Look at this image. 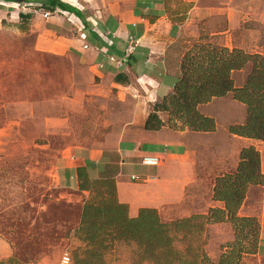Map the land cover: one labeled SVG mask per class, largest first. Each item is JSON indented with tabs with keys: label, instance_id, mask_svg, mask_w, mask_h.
Returning <instances> with one entry per match:
<instances>
[{
	"label": "crops",
	"instance_id": "0c3cea01",
	"mask_svg": "<svg viewBox=\"0 0 264 264\" xmlns=\"http://www.w3.org/2000/svg\"><path fill=\"white\" fill-rule=\"evenodd\" d=\"M61 1L70 9L0 0V54L8 55L0 57V139L46 148L58 136L63 146L45 153L52 183L70 202L82 207L89 195L79 188L83 167L90 183L114 177L130 217L153 208L168 223L224 209L212 198L214 184L236 170L243 147L257 148L264 175V142L229 131L246 120V106L232 93L198 105L214 120L213 131L144 126L152 105L178 80L180 40L210 39L264 57V0H116L123 2L93 10L83 3L92 0ZM109 56L128 61L119 66ZM251 69L250 61L232 71L235 87ZM158 115L166 121L165 112ZM144 156L160 161L144 165ZM238 215L259 223L257 250L242 264H264V183L248 187ZM206 229L203 249L216 261L234 240L232 226L217 222ZM11 258H18L16 246L0 235V264ZM42 258L32 264H44Z\"/></svg>",
	"mask_w": 264,
	"mask_h": 264
},
{
	"label": "trees",
	"instance_id": "16d2710c",
	"mask_svg": "<svg viewBox=\"0 0 264 264\" xmlns=\"http://www.w3.org/2000/svg\"><path fill=\"white\" fill-rule=\"evenodd\" d=\"M35 2H40L42 7L52 12L58 6L70 9L61 0ZM250 61L252 69L245 84L235 87L232 71L242 69ZM228 93H232L235 100L246 106L245 122L230 126L229 131L264 142V57L198 41L183 54L179 63L178 80L172 93L152 105L144 124L145 129L158 130L168 124L174 129L187 127L193 131H213L214 120L202 115L197 107L200 103H207L214 97H222ZM159 112L167 113L169 118L163 121ZM176 121L180 122L179 126L174 123ZM77 172L80 190L89 191V195L84 199L75 235L88 247L83 257H72V264H104L105 251L116 241L137 243L138 254L142 258L158 259V264H194L180 259V253L173 249L175 235L171 232L181 229V223L190 222V217L163 223L157 210L153 208H141L136 217H130L127 204L120 203L117 199L113 176H102L90 183L85 168L80 167ZM263 183L260 152L254 146L241 149L239 162L233 173L216 178L212 198L223 202L224 209L211 208L207 214L201 213L198 216L205 219V225L229 222L235 235L216 261H210L207 255H202V259L208 261L206 264H240L244 255L256 252L259 223L255 217L239 216L238 210L248 187ZM247 227H251V232L257 235L252 251L240 242L241 233L244 232V236L248 234L244 230Z\"/></svg>",
	"mask_w": 264,
	"mask_h": 264
},
{
	"label": "rangeland",
	"instance_id": "374dc122",
	"mask_svg": "<svg viewBox=\"0 0 264 264\" xmlns=\"http://www.w3.org/2000/svg\"><path fill=\"white\" fill-rule=\"evenodd\" d=\"M111 2L123 1L92 0L83 3L93 10L95 4L102 7ZM194 42L193 39L189 42H185V39L178 42L179 45L186 46L179 49L180 59ZM198 42L217 44L210 39H200ZM3 56L8 55L0 54V57ZM165 114L167 120L169 116ZM174 123L180 125L179 121ZM7 139H0V235L6 236L14 244V248L16 246L18 255V258H11L7 263L32 264L43 257L44 264H58L64 250H67L73 259L76 255L83 257L88 246L75 235L82 210L80 202H70L69 195L62 194L63 192L52 183V175H49L52 161L46 158V154L55 153L63 146L60 138L53 136L46 148H43L44 145L42 148H31L28 144L13 145L6 143ZM30 152L32 154L29 157ZM61 194L64 196L61 197ZM73 199L77 200L76 197ZM198 215L200 214L192 215L190 222L181 223V229L171 231L175 235L173 249L180 253L181 260L206 264L208 261L203 260L202 255H207L203 244L204 235H207L208 231L204 224L205 219ZM181 219L183 218H179ZM174 221L176 220L171 222ZM244 230L248 231V234L244 236V232L241 233L240 242L252 251L257 235L251 232V227ZM138 253L137 243L116 241L105 251L104 264L159 262L152 257L142 258ZM208 258L212 261L209 256Z\"/></svg>",
	"mask_w": 264,
	"mask_h": 264
},
{
	"label": "built area",
	"instance_id": "2783aa9c",
	"mask_svg": "<svg viewBox=\"0 0 264 264\" xmlns=\"http://www.w3.org/2000/svg\"><path fill=\"white\" fill-rule=\"evenodd\" d=\"M40 6V5H38ZM40 8V7H39ZM49 15V12H44V16H48ZM82 38H84V34L81 35ZM85 47H87V45H85ZM127 56H123L122 58L120 59H117L116 57L114 56H109L108 57V61L111 62V63H115L119 66L121 65H124L127 63ZM159 158L157 156H144L142 157V160L141 162L144 164V165H157L159 163ZM131 179L132 180H139L140 177L137 176V175H131ZM58 264H72V256L71 254L67 251V250H64L60 257H59V260H58Z\"/></svg>",
	"mask_w": 264,
	"mask_h": 264
}]
</instances>
